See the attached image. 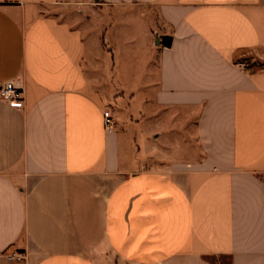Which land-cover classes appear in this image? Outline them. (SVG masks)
I'll return each mask as SVG.
<instances>
[{
	"label": "crops",
	"instance_id": "obj_1",
	"mask_svg": "<svg viewBox=\"0 0 264 264\" xmlns=\"http://www.w3.org/2000/svg\"><path fill=\"white\" fill-rule=\"evenodd\" d=\"M9 80L0 264H264V0H0Z\"/></svg>",
	"mask_w": 264,
	"mask_h": 264
},
{
	"label": "built area",
	"instance_id": "obj_2",
	"mask_svg": "<svg viewBox=\"0 0 264 264\" xmlns=\"http://www.w3.org/2000/svg\"><path fill=\"white\" fill-rule=\"evenodd\" d=\"M0 103L11 109L21 110L24 107V89L20 80H9L0 86ZM103 128L107 134L113 133L116 127V118L112 115L110 107H106L102 113ZM8 261H22L24 254L14 252L5 255Z\"/></svg>",
	"mask_w": 264,
	"mask_h": 264
},
{
	"label": "rangeland",
	"instance_id": "obj_3",
	"mask_svg": "<svg viewBox=\"0 0 264 264\" xmlns=\"http://www.w3.org/2000/svg\"><path fill=\"white\" fill-rule=\"evenodd\" d=\"M96 10L95 12H89L87 15L85 16H82L80 17V19H78L76 21L77 18H71V22H75L74 24L77 26V27H81V28H86V29H89L90 27L93 29V30H97L98 31V9L97 7H95ZM68 14H65V17H68L67 16ZM69 19V17L67 18ZM135 31L137 32H143V28H134ZM246 61V60H245ZM247 61H249L250 63V60L247 59ZM215 263L216 264H228V261L225 260V259H219V260H215Z\"/></svg>",
	"mask_w": 264,
	"mask_h": 264
},
{
	"label": "trees",
	"instance_id": "obj_4",
	"mask_svg": "<svg viewBox=\"0 0 264 264\" xmlns=\"http://www.w3.org/2000/svg\"><path fill=\"white\" fill-rule=\"evenodd\" d=\"M169 42H170V38H165V39L162 40V44L165 45V46H168Z\"/></svg>",
	"mask_w": 264,
	"mask_h": 264
}]
</instances>
